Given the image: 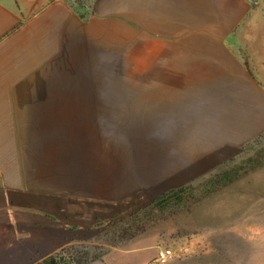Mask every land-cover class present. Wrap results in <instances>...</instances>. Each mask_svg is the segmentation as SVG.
Here are the masks:
<instances>
[{
  "label": "crops",
  "instance_id": "crops-1",
  "mask_svg": "<svg viewBox=\"0 0 264 264\" xmlns=\"http://www.w3.org/2000/svg\"><path fill=\"white\" fill-rule=\"evenodd\" d=\"M253 11V0H0V264L95 244L85 264H149L164 227L100 232L127 207L130 168L118 189L116 163L84 150L85 131L124 112L179 176L234 158L264 134Z\"/></svg>",
  "mask_w": 264,
  "mask_h": 264
},
{
  "label": "rangeland",
  "instance_id": "rangeland-1",
  "mask_svg": "<svg viewBox=\"0 0 264 264\" xmlns=\"http://www.w3.org/2000/svg\"><path fill=\"white\" fill-rule=\"evenodd\" d=\"M253 5L251 17L264 28V0H253ZM117 78L123 81V75ZM111 114L117 117L115 126L109 113H101V126L86 129L84 150L101 153L103 164L111 155L118 189L122 171L130 168L131 192L127 193V207L110 223L102 222L101 234L108 233L111 241L113 234L126 231L131 221L134 226L144 221L141 226L149 232L164 227L157 240L176 254L168 264H264V135L234 158L215 161L208 174L179 176L175 175L178 161L158 159L155 136L124 126V112ZM186 186L195 190L185 193L191 201L187 208L163 211L152 207L157 197ZM156 238L154 235L150 241ZM103 250L99 244L70 247L62 253V263L85 264Z\"/></svg>",
  "mask_w": 264,
  "mask_h": 264
},
{
  "label": "trees",
  "instance_id": "trees-1",
  "mask_svg": "<svg viewBox=\"0 0 264 264\" xmlns=\"http://www.w3.org/2000/svg\"><path fill=\"white\" fill-rule=\"evenodd\" d=\"M245 146L246 147H244V150L247 148V145H245ZM199 186L201 187L202 184H200ZM199 186L193 187V188H198ZM201 189L202 188H200V191H201ZM194 191L195 190H192V188L189 189L187 186L179 188V189H172V190L162 194L161 196L157 197L153 201L152 207H156L157 209H160L163 211H174L176 209H179V210L185 209L189 206V204H191V201L187 200L185 198V193H187V192H189V193L193 192L194 193ZM64 251H62L61 253H59L56 256H52L48 259H45L42 263H39V264H63L62 262H63L64 258L62 256V253Z\"/></svg>",
  "mask_w": 264,
  "mask_h": 264
},
{
  "label": "built area",
  "instance_id": "built-area-1",
  "mask_svg": "<svg viewBox=\"0 0 264 264\" xmlns=\"http://www.w3.org/2000/svg\"><path fill=\"white\" fill-rule=\"evenodd\" d=\"M176 256L175 251L170 246H163L157 251L156 257L149 264H167Z\"/></svg>",
  "mask_w": 264,
  "mask_h": 264
}]
</instances>
